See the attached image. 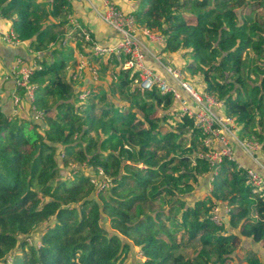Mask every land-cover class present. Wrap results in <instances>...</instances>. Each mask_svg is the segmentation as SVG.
<instances>
[{"label": "trees", "instance_id": "trees-1", "mask_svg": "<svg viewBox=\"0 0 264 264\" xmlns=\"http://www.w3.org/2000/svg\"><path fill=\"white\" fill-rule=\"evenodd\" d=\"M127 1L264 152V0ZM71 13L72 0H0L17 38L43 55L34 101L18 88L41 119L0 107V264H135L134 248L139 264H229L239 239L264 248V197L227 158L209 195L195 196L212 173L205 135L194 119L171 115L172 94L143 90L137 73L122 71L126 56L93 57L106 79L80 98L84 84L68 68L89 43L76 34L73 49L61 45ZM102 178L111 186L100 191L93 180ZM219 200L233 207L229 228L210 220ZM36 236L40 247L28 242ZM245 262L261 264L250 250Z\"/></svg>", "mask_w": 264, "mask_h": 264}, {"label": "built area", "instance_id": "built-area-1", "mask_svg": "<svg viewBox=\"0 0 264 264\" xmlns=\"http://www.w3.org/2000/svg\"><path fill=\"white\" fill-rule=\"evenodd\" d=\"M97 18L103 22L108 28L119 36L118 43L113 47L102 46L94 41L91 33L87 31L83 24L73 15L68 16L70 30L62 38L61 45L63 47L73 46V37L78 34L89 43L86 52L76 53L75 69L68 68L69 77L76 83H83L81 99H85L90 90L85 86L86 75H90L94 82L100 80V70L92 61L93 57L113 56L115 60L120 61L122 56H126V60L121 65V70L130 74L137 73L139 75V85L143 90H151L158 87L163 94H172L175 108L171 111V115L175 117L187 116L195 120L196 125L201 128L205 135L204 145L210 149L206 158L212 168L210 184L216 174V168L224 158L235 161L234 146L237 145L247 153L253 164L257 168L243 167L245 171L246 184L251 188L252 192L264 197V152L262 146L255 140L243 139L239 135L241 127L236 123L234 117L219 114L224 105L214 96L205 91L197 90L192 83L187 81L180 69L171 65H164V73L168 78L158 74L152 66L147 63L148 49L145 46L140 35L143 34L150 42L158 45H165V38L157 35L150 30H141L136 16L132 13L122 11L116 2L112 0H100L98 6H92ZM2 41L13 46H20L21 42L14 30L8 32L0 31ZM92 43V45H90ZM55 46L54 44L51 45ZM38 68L37 64L28 63L26 60L19 58L12 66V72L17 76L18 88L27 90L28 98L34 101V92L36 87L31 84V77L34 70ZM113 79L117 80L116 73ZM21 97H14V104L19 106ZM1 104V97H0ZM35 109V108H33ZM36 119H41L40 114H36ZM102 176V173L100 172ZM99 190L108 189L111 186V180L102 178L94 179ZM211 192V191H210ZM233 207L229 201L219 200L214 204V208L210 214V220L219 227H225L231 218ZM30 244L40 247L39 240L28 239Z\"/></svg>", "mask_w": 264, "mask_h": 264}, {"label": "crops", "instance_id": "crops-1", "mask_svg": "<svg viewBox=\"0 0 264 264\" xmlns=\"http://www.w3.org/2000/svg\"><path fill=\"white\" fill-rule=\"evenodd\" d=\"M112 1L116 2V4L119 6V8L122 11L127 13H132L134 6L131 3H128L127 0H112ZM72 3H73V13H71V15L75 16L82 24L84 23L85 25H87L92 30V32H94V35L96 36V39L99 43H102L108 47L110 46L113 47L116 45L117 41H119V36L110 28H108L103 22H101L94 13V9L92 6L93 5L98 6L100 4V0H72ZM10 30H12L11 22L0 16V31L8 32ZM141 30L143 29L141 28ZM140 37L148 49L147 63L150 66H152L158 74L168 78V76L165 75L164 73V69H163L164 65H171L182 71V68L186 63V60L182 56L177 57L174 55L180 60L178 62V66L180 67H177L176 65L172 64V61L174 60L175 57L173 55L167 54L164 50V46L150 42L146 37L143 36V34H141ZM19 58L26 60L30 64L31 63L37 64V59H42L43 55L42 53H35L33 49L30 47V44L28 43H23L20 46H13L2 41V38L0 37V97H1L0 107L7 115L25 117L27 119L31 118L32 116L34 117L35 115V119H36V114L34 112V109L32 108L30 111V107H31L29 105L30 99L28 98L29 101L26 100L25 98L22 99L23 97L19 95L18 86H17V76L15 73L12 72V66L16 63V61ZM48 58L52 59V56H49ZM74 60L76 61V55H74ZM68 76H69V72H68ZM104 80L105 79L102 73L100 75V80L97 82H94L92 77L87 74L84 83L85 86L88 88L90 85L96 86L100 83H103ZM17 95L21 97V103L19 106H16L14 104V97ZM25 101H27L28 103ZM173 108H175V104ZM219 114L225 115L224 109H221L219 111ZM237 135L240 136V132H238ZM234 157L236 159V162L239 165H242L243 167L257 168L255 163L253 164L251 157L237 145L234 146ZM210 178L211 176L206 177L205 179L206 182H204V184L207 183V188H204L203 187L204 184H203L198 189V190L201 189L200 191H203L208 195L211 191ZM205 180L202 179V183ZM229 226L230 225L228 223L225 227L229 228ZM37 238L39 239V236H37ZM246 242H248L247 245L249 246L250 245L249 242L251 241H246ZM250 246L251 248L243 251L246 252L250 250L255 254H257L259 257L261 255L260 247L261 248L263 247L253 242L251 243ZM263 256H264V251L262 257ZM236 259L240 261L245 260L242 256L238 258V255L236 256Z\"/></svg>", "mask_w": 264, "mask_h": 264}, {"label": "rangeland", "instance_id": "rangeland-1", "mask_svg": "<svg viewBox=\"0 0 264 264\" xmlns=\"http://www.w3.org/2000/svg\"><path fill=\"white\" fill-rule=\"evenodd\" d=\"M259 13L260 14H262V15H264V10H260L259 11ZM174 56V55H173ZM175 57V56H174ZM171 59V58H170ZM180 60H179V58H177V57H175L174 58V60L172 61V64H174V65H176L177 67H180V66H178V62H179ZM182 73H183V76H184V78L187 80V81H190V83L193 81V79H189V77H187V75L185 74V72L182 70ZM104 79H106V77H104ZM192 80V81H191ZM194 82V81H193ZM192 82V83H193ZM195 84V82L193 83V85ZM194 87H195V85H194ZM196 88V87H195ZM197 89V88H196ZM197 90H199L200 91V89H197ZM206 184V185H205ZM204 184V188H207V183H205ZM199 189V188H198ZM208 191V190H207ZM207 195V193H205V192H203V191H200V190H197L196 192H195V196L196 197H205ZM36 238V240H38V238H37V236L35 237ZM247 243L248 242H246V241H242V240H237V242H236V251L238 252V258L240 257V256H242L245 260H246V258H247V251L245 252V251H243V250H246V249H249V248H251V243L252 242H249L250 243V247L247 245ZM263 248H261L260 247V252H261V255L259 256L260 258H261V261H260V263L261 264H264V256L262 257V255H263ZM133 260V262L135 263V264H139V262H141V261H143V259H142V256L140 255V253H139V250L137 249V248H134L133 249V253H132V257H131V261ZM229 264H239V260L238 259H236L235 260V262L233 261V262H230ZM242 264H248V263H242Z\"/></svg>", "mask_w": 264, "mask_h": 264}]
</instances>
